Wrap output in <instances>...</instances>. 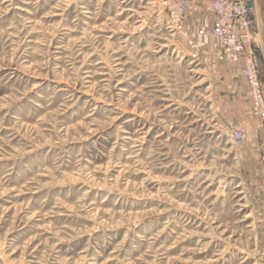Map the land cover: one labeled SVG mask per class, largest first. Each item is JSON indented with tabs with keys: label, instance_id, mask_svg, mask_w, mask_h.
<instances>
[{
	"label": "rangeland",
	"instance_id": "obj_1",
	"mask_svg": "<svg viewBox=\"0 0 264 264\" xmlns=\"http://www.w3.org/2000/svg\"><path fill=\"white\" fill-rule=\"evenodd\" d=\"M173 6L0 0V264H264V133Z\"/></svg>",
	"mask_w": 264,
	"mask_h": 264
},
{
	"label": "built area",
	"instance_id": "obj_2",
	"mask_svg": "<svg viewBox=\"0 0 264 264\" xmlns=\"http://www.w3.org/2000/svg\"><path fill=\"white\" fill-rule=\"evenodd\" d=\"M252 0H208L204 11L211 14L209 22H204L198 32L202 37L217 41L238 63L237 73L244 81L243 96L249 104L248 114L264 122V89L260 79V59L255 50L256 32L252 30L254 6ZM188 0H175V13L186 15ZM244 140L241 130L229 136L231 144ZM264 170V142L260 155Z\"/></svg>",
	"mask_w": 264,
	"mask_h": 264
},
{
	"label": "crops",
	"instance_id": "obj_3",
	"mask_svg": "<svg viewBox=\"0 0 264 264\" xmlns=\"http://www.w3.org/2000/svg\"><path fill=\"white\" fill-rule=\"evenodd\" d=\"M175 7V0H169ZM189 1V7L187 9V17L192 20V22L201 25L204 22H209L212 18L211 14L206 13L204 11V7L208 0H188ZM175 11V10H174ZM234 64V63H233ZM233 69V68H232ZM232 69L230 72H232ZM236 72H237V65L235 66ZM228 72V74L230 73ZM231 74V73H230ZM231 80H229L228 84V93L229 94H243L244 90V81L243 79L237 74L232 73L231 74ZM245 100V98H244ZM246 101V100H245ZM250 124L252 127L253 134V140L250 143L252 148L256 149L261 140V133H264V122L259 121L257 118L251 119V121L247 122V125ZM244 129L246 127L245 124L241 125ZM264 135V134H263Z\"/></svg>",
	"mask_w": 264,
	"mask_h": 264
},
{
	"label": "water",
	"instance_id": "obj_4",
	"mask_svg": "<svg viewBox=\"0 0 264 264\" xmlns=\"http://www.w3.org/2000/svg\"><path fill=\"white\" fill-rule=\"evenodd\" d=\"M249 5H253L254 6V13H255V19H256L258 32H260V31L262 32L263 21H262L261 14H260V6H259V3H258V0L250 1ZM260 45L262 47V50L264 51V42H263V40H260Z\"/></svg>",
	"mask_w": 264,
	"mask_h": 264
},
{
	"label": "bare ground",
	"instance_id": "obj_5",
	"mask_svg": "<svg viewBox=\"0 0 264 264\" xmlns=\"http://www.w3.org/2000/svg\"><path fill=\"white\" fill-rule=\"evenodd\" d=\"M258 36L260 37V40H263V42H264V39H263V36H262V32L260 31V32H258ZM262 37V38H261Z\"/></svg>",
	"mask_w": 264,
	"mask_h": 264
}]
</instances>
